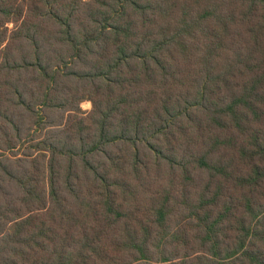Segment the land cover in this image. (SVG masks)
Instances as JSON below:
<instances>
[{
  "label": "trees",
  "instance_id": "16d2710c",
  "mask_svg": "<svg viewBox=\"0 0 264 264\" xmlns=\"http://www.w3.org/2000/svg\"><path fill=\"white\" fill-rule=\"evenodd\" d=\"M0 264H264V0H0Z\"/></svg>",
  "mask_w": 264,
  "mask_h": 264
},
{
  "label": "rangeland",
  "instance_id": "374dc122",
  "mask_svg": "<svg viewBox=\"0 0 264 264\" xmlns=\"http://www.w3.org/2000/svg\"><path fill=\"white\" fill-rule=\"evenodd\" d=\"M81 108H82V110H84V111H89L90 108H91V106H90V104H88V103H83L82 106H81Z\"/></svg>",
  "mask_w": 264,
  "mask_h": 264
}]
</instances>
